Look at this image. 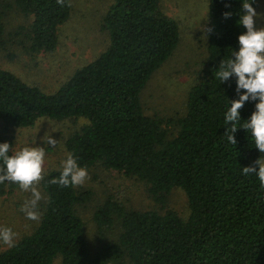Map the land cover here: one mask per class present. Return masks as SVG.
<instances>
[{
	"label": "trees",
	"instance_id": "trees-1",
	"mask_svg": "<svg viewBox=\"0 0 264 264\" xmlns=\"http://www.w3.org/2000/svg\"><path fill=\"white\" fill-rule=\"evenodd\" d=\"M251 2L254 8L258 4ZM242 3L209 0L207 62L188 91L181 116L148 115L143 106V89L180 42L179 23L164 12L160 0H113L104 18L107 48L54 92L0 67L4 131L32 127L42 118H82L85 123L65 143L78 164L86 169L100 165L144 181L164 207L129 209L107 198L94 213L102 243L93 250L77 210L92 192L50 183L61 171L51 170L41 182L47 199L40 222L0 251V264H53L58 256L62 264H264V187L255 173L242 171L264 159V153L255 147L251 130L238 127L236 145L228 141L231 122L225 123V115L230 101L238 98L237 78L221 83L215 75L220 62L239 50L238 36L246 32L238 23ZM15 4L33 17L26 29L28 50L53 51L71 1L64 6L57 0ZM225 12L231 15L225 18ZM4 35L0 0V50ZM256 103H244L237 126L250 119ZM8 184L0 183V195ZM175 187L188 197L187 217L166 207ZM115 224L118 235L106 239L103 231Z\"/></svg>",
	"mask_w": 264,
	"mask_h": 264
},
{
	"label": "rangeland",
	"instance_id": "rangeland-1",
	"mask_svg": "<svg viewBox=\"0 0 264 264\" xmlns=\"http://www.w3.org/2000/svg\"><path fill=\"white\" fill-rule=\"evenodd\" d=\"M71 14L60 26L59 42L50 52L28 50L27 28L33 17L24 14L15 0H1L5 22V46L0 50V67L10 70L32 85L47 92L56 91L82 66L93 61L109 44V33L104 29V18L113 0H70ZM164 12L173 17L180 28V42L168 60L152 75L142 92L145 112L148 115L177 117L184 114L188 91L207 62V26L209 0H160ZM255 27H264V0H258ZM86 120L42 118L32 127L11 128L4 131L0 120V134L10 143L12 152L25 146H44V175L51 170H61V161L69 153L67 137L79 129ZM50 132L58 141L55 147L44 145L42 137ZM88 178L78 191L90 190L91 199L77 207L86 223L87 237L93 250L102 243L101 231L94 213L107 198L113 197L129 209H163L149 193L144 181L116 170L95 165L89 169ZM40 181L38 188L43 199L39 202L38 221L26 218L21 206L30 192L22 191L18 184L9 182L7 193L0 195V227H11L16 233L14 243L29 234L40 222L42 207L47 196ZM167 208L175 209L183 217L190 213L188 197L183 189L175 187L167 196ZM120 226L107 228L106 239H115ZM13 243V244H14ZM11 246L0 242V251ZM53 264H62L58 256Z\"/></svg>",
	"mask_w": 264,
	"mask_h": 264
},
{
	"label": "clouds",
	"instance_id": "clouds-1",
	"mask_svg": "<svg viewBox=\"0 0 264 264\" xmlns=\"http://www.w3.org/2000/svg\"><path fill=\"white\" fill-rule=\"evenodd\" d=\"M57 3L64 6L65 0H57ZM228 7V5H226ZM242 15H239L238 23L246 28V32L238 36L239 50L233 51L231 57L219 64L216 77L221 83L235 76L236 92L238 98L231 102V106L225 115V123H230V131L227 139L230 143H237L234 133L238 127L251 130L254 138L255 147L260 153H264V27H255L254 17L259 15L253 7L251 0H243ZM225 18L231 13L225 12ZM234 57V58H233ZM244 90L241 92V90ZM257 100L255 111L250 119L244 120L241 126H237L241 120L240 109L244 103ZM44 145L55 147L58 143L50 132H46L42 137ZM11 145L8 142L0 143V183L6 180L19 185L20 189L30 192L31 196L26 199L21 206V211L26 218L38 221L40 213L38 210L39 202L43 199L42 193L38 188L40 181L44 178L45 148L44 146H25L22 149L9 154ZM258 165V170L255 167ZM244 175L255 173L264 187V159L260 157L254 162L253 166L243 167ZM88 178V171L81 167L72 153H68L66 158L61 161V171L58 178H53L50 183L60 186H80ZM16 233L11 227H0V242L12 246Z\"/></svg>",
	"mask_w": 264,
	"mask_h": 264
}]
</instances>
